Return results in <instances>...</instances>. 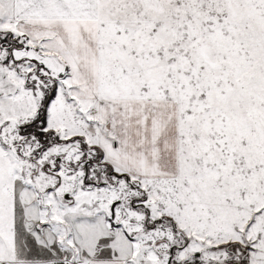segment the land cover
<instances>
[{"label":"snow or ice","instance_id":"6c2138e0","mask_svg":"<svg viewBox=\"0 0 264 264\" xmlns=\"http://www.w3.org/2000/svg\"><path fill=\"white\" fill-rule=\"evenodd\" d=\"M0 264H264V0H0Z\"/></svg>","mask_w":264,"mask_h":264}]
</instances>
